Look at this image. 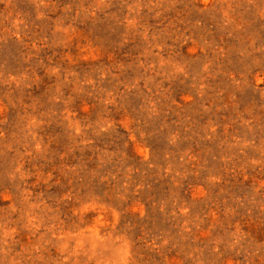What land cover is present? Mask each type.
<instances>
[{"label":"rangeland","instance_id":"obj_1","mask_svg":"<svg viewBox=\"0 0 264 264\" xmlns=\"http://www.w3.org/2000/svg\"><path fill=\"white\" fill-rule=\"evenodd\" d=\"M0 264H264V0H0Z\"/></svg>","mask_w":264,"mask_h":264}]
</instances>
